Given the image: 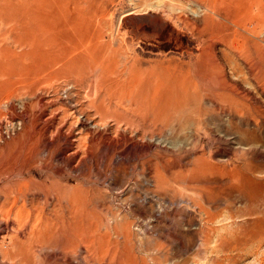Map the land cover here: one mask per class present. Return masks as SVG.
Masks as SVG:
<instances>
[{"label":"rangeland","instance_id":"1","mask_svg":"<svg viewBox=\"0 0 264 264\" xmlns=\"http://www.w3.org/2000/svg\"><path fill=\"white\" fill-rule=\"evenodd\" d=\"M35 1L0 0V253L26 255L15 264H264V0H83L98 8L80 14L57 0L44 32ZM130 14L152 23L128 26ZM221 26L228 44L212 39ZM212 41L235 103L198 76ZM176 76L189 80L187 104Z\"/></svg>","mask_w":264,"mask_h":264},{"label":"bare ground","instance_id":"2","mask_svg":"<svg viewBox=\"0 0 264 264\" xmlns=\"http://www.w3.org/2000/svg\"><path fill=\"white\" fill-rule=\"evenodd\" d=\"M57 0H36L35 1V11H36V15H33V16H36V17H38V19L40 20V21H38V25H41L42 27L40 28V30H42L43 32L44 31H46L47 29H49V28H51V26L49 27L48 25H46V22L49 20V18L51 17V16H53V15H56V12L57 13H59V14H61L60 12H61V10H60V8H59V6H58V4L55 6V7H53L52 5H53V2H56ZM88 1H90V0H87V5H89V2ZM91 1H93V0H91ZM84 2H86L85 0H84ZM242 3V2H241ZM73 7H72V11L73 12H75L76 14H80V12L81 11H84V10H89L90 12H95V10H94V8H93V6H88V7H86V4L85 5H83V0H73ZM92 4V3H91ZM90 4V5H91ZM96 6V5H95ZM96 8H98V6L96 7ZM95 8V9H96ZM240 8V7H239ZM66 9V8H65ZM213 9L214 10H217V7L214 5L213 6ZM218 11V10H217ZM216 11V12H217ZM256 11V10H255ZM85 12V11H84ZM220 12V11H219ZM221 13V12H220ZM95 15V14H94ZM255 15V14H254ZM58 16V15H57ZM56 16V17H57ZM60 16V15H59ZM63 17V16H62ZM209 17V16H208ZM207 17V18H208ZM211 17H213V16H211ZM37 19V20H38ZM54 19V18H53ZM102 19V18H101ZM211 20H212V18H210ZM209 19V20H210ZM80 20H81V18H80ZM79 20V21H80ZM208 20V19H207ZM210 20V21H211ZM239 20V19H238ZM24 21V20H23ZM78 20L76 21V22H79ZM52 22V21H51ZM51 22H50V24H51ZM64 22H65V20H64ZM237 23V22H236ZM252 23V22H251ZM49 24V25H50ZM29 25V24H28ZM253 25V24H252ZM24 26H26L25 24H24ZM79 26V25H78ZM82 26V25H81ZM85 26V25H84ZM77 27V26H76ZM97 27V26H96ZM206 27V26H205ZM255 27V26H254ZM86 28V27H85ZM57 29V28H56ZM55 29V30H56ZM208 29V28H207ZM38 30V29H37ZM51 30V29H50ZM49 30V31H50ZM201 30V29H200ZM204 30V29H203ZM202 30V31H203ZM206 30V29H205ZM199 31V30H198ZM200 32V34L202 33L203 34V32ZM64 32V31H63ZM98 33H99V31H97ZM206 32V31H205ZM210 32H211V34H212V39H214L215 37H216V39H218L219 38V42H221V43H225V44H228V40H227V35L226 34H223V32H224V29L222 28V26L221 27H213L211 30H210ZM92 34H93V32H92ZM32 34H29V36H31ZM97 34H95L94 33V36H96ZM98 36V35H97ZM96 36V37H97ZM34 37V36H33ZM44 36H42V37H40V36H35L34 37V40H37V42H38V44H39V46L40 47H42V48H44V47H51L52 45H50L51 43H52V41L50 40V38L48 37V38H46V43L47 44H43L42 43V40H44L45 39V37L43 38ZM90 37V36H89ZM93 37V36H92ZM41 38H43V39H41ZM61 38V37H60ZM88 38V37H87ZM98 38L100 39V36H98ZM21 39V38H20ZM52 39H54V38H52ZM92 39H94V38H92ZM76 40V39H75ZM215 40V39H214ZM20 41V43L21 42H23V40L21 41V40H19ZM26 41V40H25ZM79 41V40H78ZM87 40H85V42H86ZM89 41H90V39H89ZM96 41H98L97 40V38L95 39V42ZM33 42V41H32ZM92 42H93V40H92ZM88 43V42H87ZM87 43H86V47H87ZM212 43V47H211V49H210V51H208V52H206V54H207V56H210L209 58H207L206 57V60H201L202 62L200 63V67H199V69H198V76H200L201 78H203L204 80H206V81H208L207 83H212V85L214 84V86H215V89H217L218 91L214 94L215 96H216V98L219 100V102H226L227 101V99L229 100V102L230 101H232V102H236L237 100H239V97H235V96H229L228 97V94H230V93H227L226 92V87L227 86H229L228 85V81H227V79H226V76H225V69L223 68V66L221 65L222 63H220V61L218 60V59H216V56L214 55V53L212 52V49H213V45H215L214 43H213V41L211 42ZM23 44V43H22ZM25 44H27V43H25ZM96 44L97 43H94V45L93 46H96ZM243 44H244V42H243ZM31 45V44H30ZM83 42H82V44L80 45L81 47L80 48H83ZM90 45H91V42H90ZM91 45V46H92ZM29 47V46H28ZM75 47V46H74ZM27 48V47H26ZM76 48V47H75ZM79 48V46H77V50H79L78 49ZM74 49V48H73ZM86 49V48H85ZM90 49V47L88 48V50ZM16 50V49H15ZM70 51H72L71 49H69ZM74 51H75V49H74ZM86 51V50H85ZM90 51H92V49L90 50ZM96 51V50H95ZM95 51H93V52H95ZM67 52V51H66ZM66 52H65V54H66ZM87 52V51H86ZM86 52H84V53H86ZM68 53H70V52H68ZM72 53V52H71ZM71 53H70V55H71ZM74 53V52H73ZM78 53V52H77ZM77 53H74V55L75 54H77ZM88 53V52H87ZM86 53V54H87ZM92 53V52H91ZM90 52H89V54H91ZM89 54H88V56H87V58L89 57ZM93 54H95V53H93ZM206 54H204V57H205V55ZM80 55V54H79ZM79 55H77L78 56V59H80L79 58ZM92 55V54H91ZM91 55H90V57H91ZM224 56L225 55H227V54H223ZM77 56H76V58H77ZM228 56V55H227ZM67 57V56H66ZM72 57V56H71ZM83 57H86V55H84ZM92 57H95L94 55H92ZM91 57V58H92ZM108 57V56H107ZM226 57V56H225ZM17 58V57H16ZM73 58H75V57H73ZM75 58V59H76ZM199 58V57H198ZM107 59V58H106ZM93 60H95V59H93ZM39 62H37V64H38ZM41 63V62H40ZM42 63H44V62H42ZM94 63H96V61H94ZM102 63V62H101ZM110 64H111V62L110 63H108L107 65L108 66H110ZM36 65V64H35ZM39 65V64H38ZM102 65H104V64H102ZM237 65V64H236ZM106 66V65H105ZM180 66V65H179ZM21 67H22V65H21ZM28 67V66H27ZM92 67V66H91ZM111 67V66H110ZM67 68V67H66ZM168 68H170V67H168ZM188 68V67H187ZM32 69V68H31ZM105 69H107V68H105ZM166 69V68H165ZM235 69H236V67H235ZM37 70V69H36ZM174 70H176L175 69V67H174ZM238 70V69H237ZM179 71V70H178ZM183 71V70H182ZM239 71V70H238ZM34 72V71H33ZM152 72V71H151ZM167 72V71H166ZM173 72H175V71H173ZM187 72V71H186ZM230 72V71H229ZM22 73H24V71L22 72ZM155 73V72H154ZM154 73H152V74H154ZM171 73V72H170ZM190 73V72H189ZM25 74V73H24ZM27 74H28V71H27ZM188 74V73H187ZM191 74V73H190ZM189 74V75H190ZM102 75V76H101ZM100 76L103 78L104 76H109V74H108V72H106V70H104V72H103V74H101ZM112 75V74H111ZM148 75H149V73H148ZM28 76V75H27ZM114 76V75H113ZM170 76V75H169ZM175 76V75H174ZM191 76V75H190ZM149 77H151L150 75H149ZM148 77V78H149ZM171 77V76H170ZM188 77V76H187ZM97 78V77H96ZM105 78V77H104ZM110 78V77H109ZM108 78V79H109ZM152 78V77H151ZM161 77H159V76H156L155 77V79L153 80V81H150L151 83H150V86H151V89H153V93H159L160 94V96L162 97V94H161V92H160V89L161 88H163V87H161V84H162V81H161V79H160ZM168 78V77H167ZM174 78V77H173ZM125 79V78H124ZM94 80H96L95 78H94ZM93 80V81H94ZM131 80V79H130ZM143 80V79H142ZM172 81H171V83H170V85L172 84V85H174L175 86V84L177 85V87H178V90L176 91V96H178L179 97V99L180 100H183L182 102H185L184 104H187V103H189V99H190V96L192 95V92H191V88L189 87V85L187 84V82H189V80H187L186 78L185 79H183V77L181 78V76L180 77H177L176 76V78H174V79H171ZM129 81V80H128ZM118 82V81H117ZM132 82V81H131ZM96 83V82H95ZM128 83H130V82H128ZM144 83H145V81H144ZM195 83H196V81H195ZM89 84V83H88ZM97 84V83H96ZM132 84H134V83H132ZM197 84V83H196ZM120 85V84H119ZM135 85V84H134ZM231 85V84H230ZM116 86V85H115ZM145 87H146V85H144ZM148 86V85H147ZM149 86V87H150ZM168 86V85H167ZM198 86V85H197ZM161 87V88H160ZM165 87V86H164ZM40 88V87H39ZM132 88V87H131ZM230 88V87H229ZM38 89V88H37ZM105 89V88H104ZM127 89V88H126ZM133 89V88H132ZM197 89V88H196ZM205 89V88H204ZM234 89V88H233ZM162 90V89H161ZM229 89H227V91H228ZM34 91V90H33ZM205 91V90H204ZM231 91V90H230ZM124 92V91H123ZM128 92V91H127ZM133 92V91H132ZM234 91L232 90V92L231 93H233ZM236 92V91H235ZM129 93V92H128ZM131 94V93H130ZM133 94V93H132ZM155 94H153V97L152 98H150V102L149 103H151L153 106H155L156 104H159V101H160V99L156 102L155 101V99L156 98H159V96H156ZM194 94V93H193ZM235 94V93H234ZM129 95V94H128ZM237 95V94H236ZM130 96H132V95H130ZM129 96V97H130ZM137 96V95H136ZM199 96H200V94H199ZM135 97V96H134ZM185 97V98H184ZM196 97V96H195ZM232 97V98H231ZM131 98V97H130ZM200 98V97H199ZM204 98H205V96H204ZM193 99H195V98H193ZM196 99H197V97H196ZM202 99V98H201ZM206 99V98H205ZM180 100H178V101H180ZM188 100V101H187ZM200 100V99H199ZM8 101V100H7ZM147 101V100H146ZM195 101H197V100H195ZM201 101V100H200ZM203 101H204V99H203ZM125 102V101H124ZM191 102V101H190ZM231 102V103H232ZM5 103V102H4ZM193 104H194V102H193ZM198 104V103H197ZM205 104V103H204ZM203 104V105H204ZM233 104V103H232ZM151 105V106H152ZM171 105V104H170ZM172 105H174V104H172ZM196 105V104H195ZM147 106V105H146ZM176 106V105H175ZM179 106V105H178ZM180 107V106H179ZM196 107V106H195ZM203 108H205V106L203 107ZM194 109H196V108H194ZM207 109V108H206ZM221 110V109H220ZM202 111L203 110H201V108L199 109V115H201V114H203L202 113ZM205 112V111H204ZM29 145V144H28ZM47 148V147H46ZM8 161V160H7ZM13 163V162H12ZM21 163V162H20ZM11 164V163H10ZM22 164V163H21ZM12 166V165H11ZM31 166V165H30ZM29 167V166H28ZM24 168H25V166H24ZM30 168V167H29ZM26 169V168H25ZM7 170H9V169H7ZM6 170V171H7ZM22 170H24V169H22ZM5 172V171H4ZM15 172H17V171H15ZM27 174V173H26ZM9 176V175H8ZM28 185V184H27ZM23 186V185H22ZM39 189V188H38ZM13 190H11V192H12ZM35 191H37V189L35 190ZM34 191V192H35ZM20 192V191H19ZM32 192V191H31ZM42 192H44V191H42ZM27 193H28V191H27ZM48 193V192H47ZM59 193V192H58ZM47 195V194H46ZM62 195V194H61ZM5 196V195H4ZM43 196V195H42ZM67 196V195H66ZM55 198H57L56 196H55ZM19 199V198H18ZM67 200V199H66ZM3 201V200H2ZM11 202H13V201H11ZM68 203V202H67ZM10 204V203H9ZM38 204V203H37ZM53 205V204H52ZM9 207V206H8ZM40 208V207H39ZM54 208V207H53ZM57 208V207H56ZM55 208V209H56ZM33 210V209H32ZM57 210V209H56ZM44 211V210H43ZM43 211H41V212H43ZM49 211V210H48ZM4 212V211H3ZM6 212V211H5ZM9 212V211H8ZM72 212V211H71ZM15 213H16V211H15ZM37 212H35V214H36ZM68 213V212H67ZM251 213V212H250ZM7 215H8V213H6ZM41 214V213H40ZM3 215L5 216V214H2L1 216H2V219H3ZM1 216H0V218H1ZM48 216V215H47ZM16 217V216H15ZM45 217V216H44ZM8 218V217H7ZM18 218V217H17ZM57 218V217H56ZM61 218V217H60ZM68 218V217H67ZM9 219V218H8ZM7 219V220H8ZM19 219V218H18ZM25 219V218H24ZM46 219V218H45ZM6 220V219H5ZM7 220H6V222L5 223H7ZM13 220H16L15 218H13ZM20 220V219H19ZM29 220V219H28ZM61 220V219H60ZM67 220V219H66ZM70 220V219H69ZM4 221V220H3ZM8 222H9V220H8ZM15 222H17V224L19 223V221H15ZM26 222V221H25ZM25 222H24V224H25ZM28 222V221H27ZM74 222H76V221H74ZM69 222H67V224H68ZM16 224V223H15ZM56 224V223H55ZM13 225V224H12ZM20 225V224H19ZM21 226V225H20ZM20 226H19V228H20ZM24 226V225H23ZM68 226V225H67ZM17 227V226H16ZM11 228H12V226H11ZM18 228V227H17ZM25 228V227H24ZM29 229H30V227H29ZM58 229V228H57ZM23 230V229H22ZM33 230H35L34 228H33ZM239 231V230H238ZM237 231V232H238ZM242 231V230H241ZM31 232V231H30ZM34 232V231H33ZM44 232V231H43ZM83 232V231H82ZM96 232V231H95ZM246 232V231H245ZM45 234V233H44ZM91 234H93V233H91ZM232 235V234H231ZM237 235V234H236ZM238 235H239V233H238ZM235 236V235H234ZM221 237V236H220ZM219 239V238H218ZM222 239V238H221ZM221 239H219V241L221 240ZM70 240V239H69ZM233 240V239H232ZM66 242H68V240L66 241ZM222 242V241H221ZM82 243V242H81ZM233 243V242H232ZM83 244V243H82ZM72 245H74V244H72ZM84 246V245H83ZM44 247V246H43ZM58 247V246H57ZM79 247V246H78ZM59 248V247H58ZM51 249V248H50ZM60 249V248H59ZM63 249H67V248H63ZM62 249V250H63ZM236 249V248H235ZM65 250L63 251V252H65ZM70 250V249H69ZM72 250V249H71ZM226 250V249H225ZM45 251V250H44ZM68 251V250H67ZM66 251V252H67ZM218 251V250H217ZM71 252V251H70ZM224 252V251H223ZM35 253V252H34ZM1 261H3V260H7L8 262H7V264H15V261H19V259H20V257H22L21 259L23 260V261H21L20 260V262H24V261H27V258L25 257L26 255H21V252H18L17 254H15V253H13V252H10V251H1ZM30 254V253H29ZM77 255V254H76ZM26 259H25V258ZM39 258V257H38ZM44 258V257H43ZM222 258V257H221ZM38 260V259H37ZM74 260V259H73ZM61 261H63V260H61ZM222 261V260H221ZM64 262V261H63ZM1 263V262H0ZM32 263V262H31ZM38 263V262H37ZM103 263H104V261H103ZM66 264V263H65ZM80 264H82L81 262H80Z\"/></svg>","mask_w":264,"mask_h":264},{"label":"water","instance_id":"3","mask_svg":"<svg viewBox=\"0 0 264 264\" xmlns=\"http://www.w3.org/2000/svg\"><path fill=\"white\" fill-rule=\"evenodd\" d=\"M153 16L149 14H140V15H127L125 17V23L128 26H135L137 28L148 26L152 23Z\"/></svg>","mask_w":264,"mask_h":264}]
</instances>
